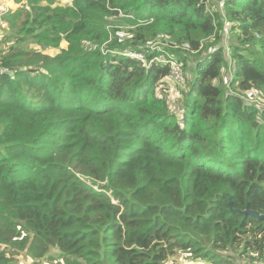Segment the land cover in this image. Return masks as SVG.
<instances>
[{"label": "trees", "instance_id": "obj_1", "mask_svg": "<svg viewBox=\"0 0 264 264\" xmlns=\"http://www.w3.org/2000/svg\"><path fill=\"white\" fill-rule=\"evenodd\" d=\"M42 2L0 28V264L263 257L264 0Z\"/></svg>", "mask_w": 264, "mask_h": 264}, {"label": "rangeland", "instance_id": "obj_2", "mask_svg": "<svg viewBox=\"0 0 264 264\" xmlns=\"http://www.w3.org/2000/svg\"><path fill=\"white\" fill-rule=\"evenodd\" d=\"M1 1V0H0ZM6 2H8V11H7V15L9 14L10 11L14 10L19 1L21 0H5ZM43 2L42 3H47V2H59V3H68L70 2L71 0H52V1H48V0H42ZM216 1V0H214ZM17 2V4H15ZM13 5H16L15 8H13ZM221 5V4H220ZM6 15V16H7ZM129 28L128 27H121V31L119 33V35L122 37V38H125L128 34L127 30ZM4 31H7L6 33H10V30L9 29H6ZM157 43H160V44H164L162 41H154L152 42L153 45L157 44ZM26 44V43H25ZM28 45V48L30 49H41L39 48L37 45H33V43H27ZM66 43L64 41L61 42V46L62 47H65ZM5 45L1 43L0 45V48L1 47H4ZM44 50H48V51H53V49H44ZM226 55H228L227 53V50L225 52ZM174 70V69H172ZM180 77H178L177 79H179ZM182 79H184V71H183V77ZM183 81L182 80L180 83H173V84H169V87H167L164 91V89L162 90H158L156 92V95L158 96H164V93L166 92V94L168 95V97H170L171 99H173V97L179 92V90L183 87ZM252 96V94L250 95ZM177 101V100H176ZM11 255L12 257H14L19 264H45V262L43 263V261L46 259L44 258H41L40 260L39 259H36L34 263H32L34 261V259L27 255V252L26 250H20V251H17V249L13 248V249H8L7 250ZM176 257L174 258H171L168 262L166 263H163V264H213L212 262H210V260L206 261V260H203L201 258H192L188 255H185V254H175Z\"/></svg>", "mask_w": 264, "mask_h": 264}, {"label": "built area", "instance_id": "obj_3", "mask_svg": "<svg viewBox=\"0 0 264 264\" xmlns=\"http://www.w3.org/2000/svg\"><path fill=\"white\" fill-rule=\"evenodd\" d=\"M3 1L4 0H1L2 4H0V27H4L6 25V22L1 18L2 14H4L7 11V8L3 5ZM222 1L223 0H221V2ZM156 45L157 44L153 45V47H155ZM126 54H128L130 56L138 57V58L142 59L146 65L148 64L141 54H136V53H132V52H128ZM156 60L163 61L164 57L160 54L156 57ZM170 66H171L170 81L172 82V84L181 81V79H182V63L177 62L175 60H172L170 63ZM172 69H174V70H172ZM178 77H180V78L177 79ZM252 97H256V93H253ZM251 264H264V256L261 258L253 260Z\"/></svg>", "mask_w": 264, "mask_h": 264}, {"label": "water", "instance_id": "obj_4", "mask_svg": "<svg viewBox=\"0 0 264 264\" xmlns=\"http://www.w3.org/2000/svg\"><path fill=\"white\" fill-rule=\"evenodd\" d=\"M244 214H250L253 217H256L259 220H263L264 221V214L259 213L258 211H254L252 209L246 208L243 211Z\"/></svg>", "mask_w": 264, "mask_h": 264}, {"label": "crops", "instance_id": "obj_5", "mask_svg": "<svg viewBox=\"0 0 264 264\" xmlns=\"http://www.w3.org/2000/svg\"><path fill=\"white\" fill-rule=\"evenodd\" d=\"M219 6H220V4H221V0H216L215 1ZM0 4H2V2L0 1ZM15 4H17V2L15 3ZM3 5L7 8V11H8V7H7V5H8V2H6L5 0L3 1ZM16 7V5H13V8H15ZM7 11L4 13V14H2V16H1V18L4 20V18H3V16L7 13ZM5 21V20H4ZM7 26V23H6V25L4 26V27H0V28H5Z\"/></svg>", "mask_w": 264, "mask_h": 264}]
</instances>
